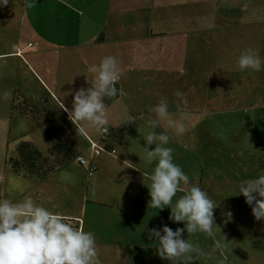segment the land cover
<instances>
[{
	"label": "crops",
	"instance_id": "0c3cea01",
	"mask_svg": "<svg viewBox=\"0 0 264 264\" xmlns=\"http://www.w3.org/2000/svg\"><path fill=\"white\" fill-rule=\"evenodd\" d=\"M262 1L37 0L34 7L25 8L23 0H9L8 5L0 7V100L18 94L25 102L34 103L42 110L43 123L59 129L60 137L70 143L64 131L77 125L71 123L57 101L71 110L74 91L90 87L86 77L91 79L94 74L87 71L88 65L115 56L122 75L119 85L114 86L126 95L105 99L115 106L110 127L123 132L114 141L117 143L111 144L117 145L115 154L106 151L111 157L99 156L97 163L92 159L97 164L93 173L83 167L89 176L79 194L72 189L76 183H63L70 175L61 179L68 173L66 166L48 175L56 179L44 186L41 184L47 177L41 181L35 175H21L5 163L0 198L21 201L31 197L49 211L76 220L72 223L79 221V227L95 236L99 264H138L141 252L137 241L144 238L141 228L145 234L153 225V208L148 207L150 196L145 185L151 173L142 166H146L143 136L149 129L142 114H147L156 96L143 92L153 81L155 89L166 88L155 102L167 97L170 111V98L181 90L178 81L189 75L192 78L187 82L195 83L202 49L212 51L213 62V52L219 49L215 43L218 32L264 24ZM202 33L208 35V44L201 42ZM193 103L195 100L190 101L189 111ZM127 114L139 118L128 124ZM6 123V117L1 116L0 125ZM160 127L163 129V122ZM89 133H84L87 141L95 140L96 134ZM72 145L77 147L76 142ZM147 147L153 150L155 144ZM119 165L136 167L138 187L132 184L137 179L132 169L121 170L119 175ZM76 172L81 179L83 172Z\"/></svg>",
	"mask_w": 264,
	"mask_h": 264
},
{
	"label": "rangeland",
	"instance_id": "374dc122",
	"mask_svg": "<svg viewBox=\"0 0 264 264\" xmlns=\"http://www.w3.org/2000/svg\"><path fill=\"white\" fill-rule=\"evenodd\" d=\"M259 3L262 5L263 14L264 1ZM252 4L255 3L252 2ZM201 42L208 44L209 39L206 33H202ZM215 43L219 49L213 52L215 55L213 62L210 55L212 51L205 49L200 51V66L199 72L195 73V83L187 82L189 78H192L189 75H185L183 82L177 83L179 87L181 86L179 91L185 94L186 107L178 108L177 98H170V104H172L170 112L174 116L186 110L184 111L187 113L185 133L177 136L167 128L166 124L163 129L159 127L155 131H164L169 135V143L166 146L173 149V162L188 175L190 183L187 187L193 184L198 185L208 192L210 199L217 203L213 209L216 224L213 225V233L218 240L225 239L224 251L223 253L218 250L213 251V239L203 233L182 232V238L189 240L202 253H207L198 257L193 253V259L187 264H264V221H256L244 197L237 194L240 181L253 178L258 174L264 175V65L258 72L241 71L237 67V58L246 49H252L264 61V24L259 26L250 24L240 29L218 32ZM235 46L238 48L235 49ZM155 85V81L149 83L146 92L143 93L159 97L166 88L155 89ZM139 92L136 91L135 94ZM19 96L15 94L13 99L0 100V117H6L7 120L6 125H0V175L7 159L17 156V147L24 141L35 144L44 155L50 154L48 157L52 159L57 157V151L44 139L46 131L51 128L45 124L42 125L43 127L37 126L29 116L23 114L19 105H23L24 100L22 96ZM156 97L152 99L154 104ZM194 100L192 111H189L190 101ZM105 103L107 117L111 121L115 106L113 103ZM25 106H27L26 103ZM76 128L69 127L70 132H64L67 137H70V144L76 142L75 149L87 159L91 158L97 163L99 156L102 159L106 157L109 159L111 154L116 153V151L111 153L102 148L100 155H94L91 142L87 141L84 134ZM107 128H110V123ZM51 130L60 137L59 129H56L58 132ZM93 132L96 134L95 140L98 141L99 146H103L100 132L90 130L89 134L93 135ZM114 143L117 142L113 141L111 144ZM115 149L117 150V145ZM74 162L78 163L72 159L59 169L67 167L68 173L61 179L66 180L70 175L69 183L67 181L63 183L65 182L68 186L76 183L77 185L72 189L79 194L87 184L88 173L81 165L72 166ZM142 166L151 173L155 162ZM130 169L137 176L132 184L138 187L140 177L136 167L125 168L119 165L116 172L121 175V170L129 171ZM76 171L83 172L81 179ZM46 179L41 185L47 186L56 178L50 176ZM1 181L0 176V192L3 190ZM149 182L147 177L145 185ZM125 184L128 185V181ZM182 194L177 192L173 197V204ZM151 212L153 225L150 228L147 227L145 234L142 233L141 228L140 236L144 238L137 241L141 252L137 258L138 264H156V242L154 238L149 239V229H159L162 225H166L175 230L177 227L184 226L183 222L173 223L169 220L170 208L167 206L158 210L153 208ZM227 213L231 214L230 218L226 217ZM137 217L140 218L139 215ZM142 244H146V247Z\"/></svg>",
	"mask_w": 264,
	"mask_h": 264
},
{
	"label": "clouds",
	"instance_id": "9594fccd",
	"mask_svg": "<svg viewBox=\"0 0 264 264\" xmlns=\"http://www.w3.org/2000/svg\"><path fill=\"white\" fill-rule=\"evenodd\" d=\"M37 0H23L25 8H32ZM9 4V0H0V7ZM264 61L252 49H246L237 58L239 70L258 72ZM87 71L94 74L90 87L76 89L72 97L71 110L65 108L58 100L59 108L67 112L68 119L77 125L84 134L88 130L103 132L109 126L105 99L124 96L126 93L119 85L122 68L119 60L112 55L105 56L98 63L87 66ZM184 93L177 90L174 96L176 104L186 107ZM145 124L148 127L145 141L144 163L153 164L147 185L150 200L148 207L170 208L169 220L173 223L183 222V228L172 230L166 225L159 229L148 230L149 239L156 242V253L169 264H187L196 257L207 255L189 240L182 238V232L187 234L203 233L213 239V251H224V242L218 240L213 233L216 225L213 209L217 206L206 190L198 185H191L188 175L173 162V149L168 147L169 135L155 129L161 123L167 125L177 136L186 131V112L177 116L169 111V100L160 97L147 109ZM127 114L125 123L131 124L134 119ZM83 122V126L81 125ZM155 144L153 150L148 145ZM177 192L183 193L173 204ZM237 194L244 197L245 203L251 208V214L256 221H264V175L258 174L239 182ZM236 194V195H237ZM227 213L226 217L230 218ZM224 238V237H223ZM0 264H99L95 236L91 231L73 224L68 217L49 211L33 198L27 197L21 201L0 198Z\"/></svg>",
	"mask_w": 264,
	"mask_h": 264
},
{
	"label": "trees",
	"instance_id": "16d2710c",
	"mask_svg": "<svg viewBox=\"0 0 264 264\" xmlns=\"http://www.w3.org/2000/svg\"><path fill=\"white\" fill-rule=\"evenodd\" d=\"M25 103L27 106H25ZM19 107L20 111L23 114L29 116L37 126L44 125L41 109L37 105L33 104L32 102L24 101V104L19 105ZM112 130L114 131V137H112V140L116 141L120 138V135L123 131L115 130L113 128ZM45 140L50 143L57 151V157L55 159L44 155L35 144L24 141L21 142L17 147V156H12L7 159V163L10 164V168L18 174L35 175L40 180H43L49 174L59 169L70 160L74 159L76 154H79L73 145L52 133L51 129L46 131ZM81 166L86 168L83 165ZM69 220L74 221V219ZM155 256L156 264H169V261L162 260L157 255V253Z\"/></svg>",
	"mask_w": 264,
	"mask_h": 264
},
{
	"label": "built area",
	"instance_id": "2783aa9c",
	"mask_svg": "<svg viewBox=\"0 0 264 264\" xmlns=\"http://www.w3.org/2000/svg\"><path fill=\"white\" fill-rule=\"evenodd\" d=\"M113 132L114 131L112 130V128H106L103 132H100L103 146H99L98 141L90 139L91 149L94 155H100L102 148L109 150L111 153H115L116 149L111 145V143L113 142L112 137H114ZM74 160L79 164L85 166L90 173L96 170V164L91 159H87L83 154H76ZM73 224L79 226V221H77V223L74 222Z\"/></svg>",
	"mask_w": 264,
	"mask_h": 264
}]
</instances>
